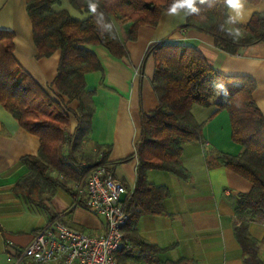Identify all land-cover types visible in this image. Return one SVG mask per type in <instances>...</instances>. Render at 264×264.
<instances>
[{
	"label": "trees",
	"instance_id": "1",
	"mask_svg": "<svg viewBox=\"0 0 264 264\" xmlns=\"http://www.w3.org/2000/svg\"><path fill=\"white\" fill-rule=\"evenodd\" d=\"M25 1L36 57L59 51L60 59L52 82L57 98H53L17 62L14 33L0 29V103L40 141L37 155L22 158L26 172L13 191L39 207H45L58 189L87 204L77 187L86 184L95 168L107 166V152L101 151V146L96 145L92 151L84 149L95 111L93 92L87 89L85 76L103 70L92 48L101 46L117 59H129L127 43L137 40L142 26L156 27L174 0H69L73 8L88 14L84 20L66 10H54L59 0ZM247 1L256 4L260 0ZM195 7L196 12L177 9L187 12L184 27L212 35L217 48L235 54L264 42V12H255L247 24H241L230 19L233 17L226 0H198ZM150 56L155 63L151 83L158 106L150 113L142 112L135 152L121 160L137 159V178L132 192L122 199L129 214L123 234L133 246L117 253L118 263L199 264L194 258L158 259L164 249L142 238L137 225L142 215L165 214V202L170 197L168 187L148 181L149 170L167 171L182 180L190 178L182 160L183 146L192 141L205 142L203 124L192 113L193 105H201L229 114L232 139L242 150L237 155L218 154L217 164L252 183L250 192L237 198L234 215L238 222L233 229L244 264H264L259 241L249 231L251 222L264 217V115L253 98L256 82L249 77L221 74L192 46L154 42L145 51L142 70ZM214 83L222 84L226 91L215 88ZM74 101L78 103L76 109L69 107ZM71 112L77 119L74 133L70 132ZM207 164L212 166L209 158Z\"/></svg>",
	"mask_w": 264,
	"mask_h": 264
},
{
	"label": "crops",
	"instance_id": "2",
	"mask_svg": "<svg viewBox=\"0 0 264 264\" xmlns=\"http://www.w3.org/2000/svg\"><path fill=\"white\" fill-rule=\"evenodd\" d=\"M53 8L66 10L79 20L88 17L73 8L69 0H59ZM255 12H264V0L256 4L243 0L239 16L229 7L231 17L241 24H247ZM186 19V11L175 14L168 11L156 27L142 26L137 40L127 43L129 59H117L101 46L92 48L103 70L85 76L87 89L93 92L95 111L84 149L92 151L99 145L101 151L107 152L104 162L127 188L123 199L135 187L137 159L121 160L135 152L142 131V112L150 113L158 106L151 83L155 69L152 56L141 69L145 51L152 43L195 47L221 74L252 78L257 85L253 98L264 115V42L230 54L215 46L212 35L185 28ZM0 29L14 33L17 62L51 97L57 98L52 82L60 52L41 59L36 57L25 0H0ZM77 106L76 101L69 105L72 109ZM192 113L203 124L205 142L192 141L183 146L182 160L190 178L182 180L173 173L154 169L147 172L148 181L168 187L170 197L165 202V214L140 217L139 235L164 249L157 255L162 261L185 257L194 258L199 264H244L242 247L234 235L233 226L238 222L234 207L240 194L250 192L252 183L217 164L218 154L237 155L242 147L232 139L227 111L193 105ZM69 115L70 132L74 133L77 119L72 112ZM39 148V138L22 128L0 103V264H13L34 234L56 218L91 235L107 230L104 217L63 189H58L45 207L30 204L14 193L16 181L26 172L22 158L37 155ZM207 158L212 166L207 164ZM249 231L259 241V254L264 260V217L251 222ZM20 264L29 263L24 260Z\"/></svg>",
	"mask_w": 264,
	"mask_h": 264
},
{
	"label": "built area",
	"instance_id": "3",
	"mask_svg": "<svg viewBox=\"0 0 264 264\" xmlns=\"http://www.w3.org/2000/svg\"><path fill=\"white\" fill-rule=\"evenodd\" d=\"M77 189L85 196L89 208L105 218L106 232L91 235L56 218L34 234L13 264L24 260L29 264H119L117 253L133 246L123 234L129 220L122 201L127 193L125 184L108 166L100 165L86 184Z\"/></svg>",
	"mask_w": 264,
	"mask_h": 264
},
{
	"label": "clouds",
	"instance_id": "4",
	"mask_svg": "<svg viewBox=\"0 0 264 264\" xmlns=\"http://www.w3.org/2000/svg\"><path fill=\"white\" fill-rule=\"evenodd\" d=\"M198 0H174L173 5L169 9L170 13L175 14L177 12L178 8H187L191 12H196L198 9L195 7ZM200 3H203L204 0H199ZM226 3L228 6L237 12V16H239L240 9L243 8V0H226ZM93 10H95V6H93ZM233 22H235V17L230 18ZM107 28H111V25H106ZM238 34V33H237ZM214 87L217 89H222L223 91H226L224 89V86L222 84H216L214 83Z\"/></svg>",
	"mask_w": 264,
	"mask_h": 264
},
{
	"label": "rangeland",
	"instance_id": "5",
	"mask_svg": "<svg viewBox=\"0 0 264 264\" xmlns=\"http://www.w3.org/2000/svg\"><path fill=\"white\" fill-rule=\"evenodd\" d=\"M55 5H57V4H55ZM118 30H119V27H118ZM260 255V254H259ZM260 257H261V255H260ZM146 264V263H145Z\"/></svg>",
	"mask_w": 264,
	"mask_h": 264
}]
</instances>
